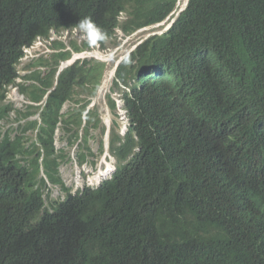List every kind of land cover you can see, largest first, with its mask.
I'll return each instance as SVG.
<instances>
[{"label": "trees", "instance_id": "trees-1", "mask_svg": "<svg viewBox=\"0 0 264 264\" xmlns=\"http://www.w3.org/2000/svg\"><path fill=\"white\" fill-rule=\"evenodd\" d=\"M177 3L0 0V103L19 76L29 101L0 105V264H264V0H188L176 16ZM85 18L103 30L102 50L119 32L173 21L116 67L106 99L117 117L110 94L123 89L128 127L110 131L115 171L72 192L56 130L83 165L106 63L77 59L56 77L90 49L76 40L54 41L23 75L18 63L37 38ZM12 119H25L13 136L2 130Z\"/></svg>", "mask_w": 264, "mask_h": 264}, {"label": "rangeland", "instance_id": "rangeland-1", "mask_svg": "<svg viewBox=\"0 0 264 264\" xmlns=\"http://www.w3.org/2000/svg\"><path fill=\"white\" fill-rule=\"evenodd\" d=\"M179 3V4H178ZM176 5V14L179 12V10L184 6L185 2L184 0H179ZM171 21L166 20L162 23L154 24L149 27H145L143 29H140L133 34H131L128 37H122L121 33H118L117 39L114 41L108 42L107 49L105 51H102L100 49H97L95 47V51L91 49L88 51L89 53H95L94 55L103 59H106L107 67L105 69L104 75L102 77L101 84L98 88V91L96 95L94 96L92 102L90 103L89 107L97 106L98 112L101 118V124L97 128L91 129V134L89 138V146L91 149L92 154L88 155L87 161L83 164H79V157L78 154V147L77 145H69L67 143L66 139H60L61 133H58L57 136V147L63 148L66 147L69 151V155L71 156L67 161L62 163L60 167V172L63 178V181L67 187H70L72 189V192H76L77 190L83 188L86 185H90L93 187L98 186L103 180L108 179L111 177L109 175L108 177L100 180L95 181L92 177L94 176V173L96 170L99 169L100 165L103 168H106L107 163L110 164L112 168V173L115 170V162L116 159L114 156H112L109 152V137H110V131L114 125V122H118L120 125V131L119 133L122 134V132L127 128V119L125 117V112L123 108H121L122 100V92L123 89L117 90L115 89V92H112L110 95L115 98L117 101V117H115L114 113L110 110L108 103H107V94L110 93L111 87H112V80L114 77L113 71L116 63L119 59H121L123 56H125L129 51H131L141 40L145 39L151 34L154 33H163L168 28ZM89 33L87 36H90ZM79 40H84V38H78ZM39 42L34 44V48L41 49V52L39 55H35L38 53L36 50H31L30 53H26L25 56L27 59L25 61H21L19 64L20 72L23 73V66L25 63H27L31 55H35V58L39 57H45L50 58L51 51L48 47H38ZM93 54L84 55V53L77 54L74 53L72 56V60L74 59H82V58H92ZM24 56V57H25ZM76 58H75V57ZM95 58V57H94ZM96 58V59H97ZM70 59V60H71ZM70 60L63 62L69 63ZM75 61V60H74ZM18 82L20 79L17 80ZM25 98L22 97L19 93V89L17 86H10L7 91V96L5 103H13L16 107H21L25 103ZM71 104L66 103L63 111H67L70 108ZM12 118H14L13 115H11ZM24 123V121L22 122ZM19 122L12 119V121L7 122L3 124V132L6 130H9V132H12L11 135L13 136L14 133H16V128L18 127ZM20 129V128H18ZM15 131V132H14ZM26 136H34V134L31 131H28ZM103 145V151L101 150V146ZM108 149V152H106ZM106 152V153H104ZM93 181V182H92ZM97 182V183H96ZM50 192V197L52 199H58L60 197L64 196V192L60 189L59 186H54L49 184L47 188Z\"/></svg>", "mask_w": 264, "mask_h": 264}, {"label": "clouds", "instance_id": "clouds-1", "mask_svg": "<svg viewBox=\"0 0 264 264\" xmlns=\"http://www.w3.org/2000/svg\"><path fill=\"white\" fill-rule=\"evenodd\" d=\"M179 1V0H178ZM187 1V0H186ZM188 2V1H187ZM186 2H185V4H184V6L179 10V12H181L184 8H185V6H186ZM178 12V13H179ZM178 13L176 14V16L178 15ZM168 20V19H167ZM164 21H166V20H164ZM164 21H162V22H164ZM169 21H171L170 22V24L172 23V21L173 20H169ZM162 22H160V23H162ZM156 24H158V23H156ZM170 24H169V26H170ZM168 26V27H169ZM149 27V26H148ZM145 28V27H144ZM141 29H143V28H141ZM140 30V29H139ZM138 31V30H137ZM91 34L90 36H87L88 34ZM121 33V32H120ZM155 34V33H154ZM152 35V34H151ZM84 38V40H79L78 38ZM147 38V37H146ZM105 39V34H104V32H103V30L101 29V28H99L93 21H91L89 18H85V19H83V20H81L80 22H79V25L78 26H75V27H70V28H65V29H61L59 32H57L55 29H51L50 30V32H49V36L48 37H39V38H37L34 42H33V44L31 45V46H28V47H24L23 48V56L20 58V61H19V63H18V66H19V64H20V62L21 61H25L26 59H27V57L25 56V54L26 53H30L31 52V50H36L35 48H34V44H36L37 42H39L40 44H39V46L38 47H48L49 49H50V51H51V53L53 52V51H55V49H53V42L54 41H61V42H63V43H65L66 45H67V48H69V41L70 40H76L78 43H82L83 41L84 42H87L88 44H89V48L90 49H87V50H83V51H81V52H73V54L74 53H77L78 55L79 54H81V53H84V55H88V54H93L92 56H94V57H92V58H94L95 60H99V61H102V62H105L106 63V59H103V58H100V57H98L97 58V56L96 55H94L95 53H98V52H94V53H89L88 51H90L91 49H93L94 51H95V47H97V49H100V50H102L101 49V47H100V44H99V41H101V40H104ZM106 50V49H105ZM105 50H102V51H105ZM36 51H38V53H36L35 55H39L40 53H42L41 52V49H37ZM130 52V51H129ZM128 52V53H129ZM127 53V54H128ZM73 54H72V56H73ZM35 55H31L30 56V58L28 59L29 61L27 62V63H29L30 61H32L33 59H35ZM25 56V57H24ZM72 56L69 58V59H67V60H64V61H62L61 63H60V65L58 66V69H57V72H56V77L59 75V73L63 70V69H65L66 67H68V66H70V65H72L77 59H79V58H77V59H74V60H72L71 58H72ZM75 57V56H74ZM124 57V56H123ZM123 57L121 58V59H119L118 60V62L116 63V65H115V67H114V72H113V74L115 75V70H116V67H117V65L119 64V62L123 59ZM76 58V57H75ZM85 58H87V57H85ZM97 58V59H96ZM71 59V60H70ZM82 59H84V58H82ZM68 60H70L71 62H69V63H64V64H62L63 62H65V61H68ZM27 63H25L24 64V66H23V73H21L20 72V68L18 67V73L19 74H21V75H23V74H25L26 72L28 73V72H30V70H26L25 69V65L27 64ZM106 67H107V64H106ZM36 68H40V69H42V70H44V68L43 67H36ZM18 79H20V81L18 82L17 80ZM24 82V79L21 77V76H19V77H17L16 79H15V83H11V84H9V85H7L5 88H7V91H8V88L10 87V86H17L18 87V89H19V84L20 83H23ZM56 85V82H55V84H54V86ZM54 86H53V88H54ZM53 88H51L49 91H48V93L53 89ZM7 91H6V96H7ZM19 93H20V91H19ZM20 95L22 96V97H24L25 98V95L24 94H21L20 93ZM5 100H6V97H5V99H4V101L2 102V103H0V105H2V104H8V103H5ZM25 103H28L29 101L25 98ZM9 103H11V102H9ZM24 103V104H25ZM66 103H69V102H65V104L63 105V108H62V112L61 113H65V112H67V111H63V109H64V107H65V105H66ZM13 104V103H12ZM23 104V105H24ZM22 105V106H23ZM13 106L14 107H16L14 104H13ZM21 106V107H22ZM17 108H20V107H17ZM89 108H91V107H89ZM121 108H122V104H121ZM124 110V109H123ZM124 112H125V117H126V111L124 110ZM10 115H13V116H15V114H14V112H11L10 113ZM29 119H37V120H40V116H39V114H35V115H33V116H31V117H29ZM126 119H127V117H126ZM25 122V119H23L22 121H18L19 122V124L21 123V124H23V126H24V123H22V122ZM127 127H128V119H127ZM119 128H120V125H119ZM119 131H120V129H119ZM127 131V128L122 132V134L121 135H123L125 132ZM61 133V135H60V137L64 134L63 132H62V130H61V128L60 127H58L57 128V130H56V140H55V143L57 142V136H58V133ZM60 139H66V138H60ZM67 140V139H66ZM67 143H68V141H67ZM56 147H57V144H56ZM58 148V147H57ZM64 148V147H63ZM59 149V148H58ZM106 152H108V149H107V151ZM106 152H104V153H106ZM115 169H116V162H115ZM115 171V170H114ZM113 171V172H114Z\"/></svg>", "mask_w": 264, "mask_h": 264}, {"label": "bare ground", "instance_id": "bare-ground-1", "mask_svg": "<svg viewBox=\"0 0 264 264\" xmlns=\"http://www.w3.org/2000/svg\"><path fill=\"white\" fill-rule=\"evenodd\" d=\"M184 2H186V0H184ZM179 4V3H178ZM114 72V71H113ZM112 174V168L110 166V164L107 163L106 168L99 167L98 170H96V172L94 173V176L92 177L95 181H100L106 177H108L109 175ZM93 182V181H92ZM97 183V182H96Z\"/></svg>", "mask_w": 264, "mask_h": 264}, {"label": "water", "instance_id": "water-1", "mask_svg": "<svg viewBox=\"0 0 264 264\" xmlns=\"http://www.w3.org/2000/svg\"><path fill=\"white\" fill-rule=\"evenodd\" d=\"M188 1V0H187ZM187 1H186V3H187Z\"/></svg>", "mask_w": 264, "mask_h": 264}]
</instances>
